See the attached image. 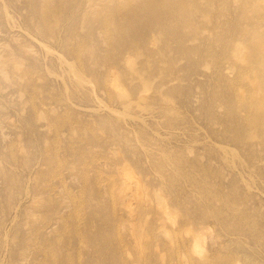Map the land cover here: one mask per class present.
Listing matches in <instances>:
<instances>
[{"label": "rangeland", "instance_id": "obj_1", "mask_svg": "<svg viewBox=\"0 0 264 264\" xmlns=\"http://www.w3.org/2000/svg\"><path fill=\"white\" fill-rule=\"evenodd\" d=\"M168 1L0 0V264H264V0Z\"/></svg>", "mask_w": 264, "mask_h": 264}, {"label": "bare ground", "instance_id": "obj_2", "mask_svg": "<svg viewBox=\"0 0 264 264\" xmlns=\"http://www.w3.org/2000/svg\"><path fill=\"white\" fill-rule=\"evenodd\" d=\"M107 1H109V0H107ZM119 1H121V0H119ZM132 1V0H131ZM157 1L158 0H142V3L138 6V8H137V10L139 11V12H143V11H148V10H150V8H151V6L152 5H155V4H157ZM178 2H180L179 0H177ZM106 2V1H105ZM168 2H171V0L170 1H168ZM189 2V1H188ZM98 3V2H97ZM190 3V2H189ZM188 3V4H189ZM196 3V2H195ZM194 3V4H195ZM126 4V3H125ZM167 4H169V3H167ZM172 4V3H171ZM176 5H177V3H175ZM179 4V3H178ZM119 5V4H118ZM189 5H191V3L189 4ZM129 5L127 4V6L125 7V8H127ZM187 7L186 6V4L184 5V3H183V8H185V7ZM193 6V5H192ZM118 8V7H117ZM114 9L113 11L114 12H119V13H121L122 11H123V9H122V7H121V9L120 8H118V9ZM124 8V10L126 11V9ZM176 8H178V6L176 7ZM103 10V9H102ZM101 10V11H102ZM110 10V9H109ZM195 10V9H194ZM181 10H179L178 9V12L179 13H181L180 12ZM197 11V10H196ZM97 12V11H96ZM108 12V11H107ZM194 12V11H193ZM184 13V12H183ZM196 13V12H195ZM194 13V14H195ZM120 15V14H119ZM131 18H137L138 17V13L136 12V9L135 8H133V9H131L130 10V13L128 14ZM193 15V14H192ZM110 16H112V14L111 13H109V15L107 14H105V13H101V19H102V23H103V25H104V28H108L109 27V22H110V20H111V17ZM117 16H118V14H117ZM179 16V15H178ZM177 16V17H178ZM180 17V16H179ZM178 17V18H179ZM193 17H194V15H193ZM180 19V18H179ZM195 19V18H194ZM170 20V19H169ZM120 21V20H119ZM193 21V20H192ZM185 22V21H184ZM194 23V22H193ZM191 25H192V23H190ZM194 25V24H193ZM192 27V26H191ZM190 29V28H189ZM121 31H122V29H121ZM120 32V31H119ZM109 33V32H108ZM121 33V32H120ZM252 37H254V36H252ZM258 39V38H257ZM256 40V39H255ZM254 40V41H255ZM110 41H111V38H110ZM253 42V41H252ZM252 42H251V44H252ZM263 44V43H262ZM262 44H261V47H262ZM85 45V44H84ZM257 48V47H256ZM112 52V51H111ZM253 52H255V50L253 51ZM262 52V51H261ZM233 55H235V54H233ZM264 65V64H263ZM262 66V65H261ZM79 72V71H78ZM116 75V74H115ZM79 80V79H78ZM84 81V80H83ZM79 83H81L80 81H79ZM117 83V82H116ZM115 83V84H116ZM232 84V83H231ZM80 85V84H79ZM115 86H117V85H115ZM106 87V86H105ZM67 90V89H66ZM250 104V103H249ZM35 109V108H34ZM250 118V117H249ZM253 118V117H252ZM70 122V121H69ZM251 121H249V123H250ZM58 125V124H57ZM261 126V125H260ZM13 145V144H12ZM58 166V165H57ZM132 177V176H131ZM163 200V199H162ZM130 203V202H129ZM162 203H163V201H162ZM164 204H166V203H164ZM132 206V205H131ZM167 206V205H166ZM165 206V210H163V211H166L167 209V207ZM114 210V209H113ZM167 212V211H166ZM165 212V213H166ZM168 213V212H167ZM82 220V219H81ZM174 222V221H173ZM79 228V227H78ZM82 228V227H81ZM5 234V233H4ZM196 247V246H195ZM47 248V247H46ZM197 248V247H196ZM200 249H202V248H200ZM56 250V249H55ZM195 250V249H194ZM197 252V251H196ZM54 253V252H53ZM55 254V253H54ZM53 254V255H54ZM78 255V254H77ZM53 257V256H52ZM44 258V257H43ZM55 261V260H54ZM69 261V260H68ZM71 262V261H70ZM69 262V263H70ZM72 264V263H71Z\"/></svg>", "mask_w": 264, "mask_h": 264}]
</instances>
